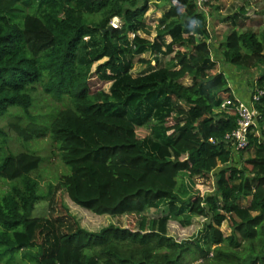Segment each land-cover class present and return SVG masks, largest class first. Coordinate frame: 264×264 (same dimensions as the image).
I'll return each instance as SVG.
<instances>
[{
	"label": "trees",
	"instance_id": "obj_1",
	"mask_svg": "<svg viewBox=\"0 0 264 264\" xmlns=\"http://www.w3.org/2000/svg\"><path fill=\"white\" fill-rule=\"evenodd\" d=\"M219 1L207 0L205 10L219 11ZM152 8L161 17L151 40ZM239 10L226 18L223 60L257 71L254 93L264 91V30H242L245 6ZM208 17L196 0H0V122L25 143L50 136L69 169L60 184L74 205L134 222L91 232L68 213L33 216L44 199L33 176L42 158L7 152L0 129V181L9 184L0 194V261L264 264V133L239 152L225 140L236 116L221 105L235 97L213 54ZM114 19L121 25L110 29ZM138 63L146 70L135 75ZM94 77L109 89L92 90ZM38 95L64 108L40 122L29 113ZM254 106L264 116V96ZM147 125L151 134L139 135ZM211 174L213 192L203 196V187L181 180ZM163 207L165 215H147ZM207 209L212 223L200 238L168 233L170 221L188 227L209 218Z\"/></svg>",
	"mask_w": 264,
	"mask_h": 264
},
{
	"label": "rangeland",
	"instance_id": "obj_2",
	"mask_svg": "<svg viewBox=\"0 0 264 264\" xmlns=\"http://www.w3.org/2000/svg\"><path fill=\"white\" fill-rule=\"evenodd\" d=\"M213 5L218 6L219 11L215 12L213 10L209 11V8L206 9L207 15L209 14V27L212 34L210 45L213 54L219 63L220 69L227 73L232 95L246 103L250 102V97L255 90L252 84L257 80L259 74L253 69L247 71L226 64L221 53V43L225 41L226 35L230 31V24L226 18L234 15L236 12H240L239 8L242 6H245V11L244 14L241 15V29L244 31L251 29L257 33L264 30V0H220L219 2H213ZM160 17V11H155V8H152L147 14V22L151 27V35L148 37H150L151 40L155 37V27L158 24ZM130 37L132 38L133 35H130ZM144 58L148 59L149 56L144 55ZM138 60L139 59L136 58V61ZM152 65L154 64L152 63ZM145 70L146 66L138 63L135 66L134 74L137 75ZM186 83H188V80ZM91 84L92 90H108L110 86L109 84L98 80L96 77L91 81ZM39 92H41V89ZM63 108L62 103L53 101L46 95H38L36 97L35 106L29 113L40 122L44 123V121H48V119L51 118V114ZM0 129L8 136L7 152L14 154L23 151L35 152L42 158L40 169L35 172L33 176L39 182L40 194L44 199L37 204L33 216H50L51 211L55 216L68 213L77 219L82 228L91 232L99 231L112 224L125 228H133L134 222H132V218L100 217L85 209L79 208L72 203L60 184L62 177L69 173V169L61 159V152L58 146L51 140L49 135L25 143L13 130L9 129L7 121L0 122ZM138 133L143 137L150 135L151 126L147 125L140 128ZM1 157L3 156L1 155ZM234 160L238 167H242L239 153H236ZM181 180L183 181L185 188L191 186L190 183L193 184L194 182V187H203L201 189L204 190V193L211 192V189L215 184V177L212 174L210 178L206 179L207 183L203 182L201 179L193 181L189 180L186 175H182ZM8 188V183L0 181V194L7 191ZM247 202L248 201H244L245 204ZM166 213L167 208L163 207L160 210L148 212L147 215L150 217H161ZM208 219L209 218L205 219L204 217H198L194 220L193 224L188 227H181L177 222L170 221L168 223V233L177 241L200 238L203 234V223L207 222ZM221 230L224 236L230 234V225L228 221L222 225ZM16 259L17 260L13 261L11 264L27 263V261H24L20 255H18ZM0 264H7L6 260L4 259L0 261Z\"/></svg>",
	"mask_w": 264,
	"mask_h": 264
},
{
	"label": "built area",
	"instance_id": "obj_3",
	"mask_svg": "<svg viewBox=\"0 0 264 264\" xmlns=\"http://www.w3.org/2000/svg\"><path fill=\"white\" fill-rule=\"evenodd\" d=\"M207 0H196V4L201 12H207L205 10V3ZM121 25L119 19H114L112 22L113 28H118ZM264 96V91L257 90L252 93L250 102H244L240 99H224L221 110L232 113L236 116V128L225 137L226 142L231 143L236 152L244 151L249 147L250 136L261 137L264 133V116L261 115L255 108V103L260 101V98ZM202 180L207 183L206 178H196L195 180ZM214 186V185H213ZM214 188V187H213ZM205 192V193H212ZM204 195V190L201 196Z\"/></svg>",
	"mask_w": 264,
	"mask_h": 264
},
{
	"label": "water",
	"instance_id": "obj_4",
	"mask_svg": "<svg viewBox=\"0 0 264 264\" xmlns=\"http://www.w3.org/2000/svg\"><path fill=\"white\" fill-rule=\"evenodd\" d=\"M112 28H113V26L110 27V29H112ZM207 212H209V209H207ZM212 217H213L212 213L209 212V219H208V221H207L208 224L211 223V219H212Z\"/></svg>",
	"mask_w": 264,
	"mask_h": 264
}]
</instances>
